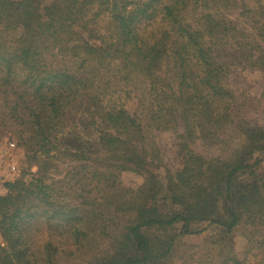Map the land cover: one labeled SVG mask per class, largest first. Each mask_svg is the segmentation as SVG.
Segmentation results:
<instances>
[{"label": "trees", "instance_id": "16d2710c", "mask_svg": "<svg viewBox=\"0 0 264 264\" xmlns=\"http://www.w3.org/2000/svg\"><path fill=\"white\" fill-rule=\"evenodd\" d=\"M243 72L264 75V0H0V143L24 159L0 264H264V88L239 90ZM78 122L97 137L71 152L57 137ZM207 231L196 257L183 239Z\"/></svg>", "mask_w": 264, "mask_h": 264}, {"label": "rangeland", "instance_id": "374dc122", "mask_svg": "<svg viewBox=\"0 0 264 264\" xmlns=\"http://www.w3.org/2000/svg\"><path fill=\"white\" fill-rule=\"evenodd\" d=\"M43 1L45 3H48L51 0ZM234 84L238 87L239 90H246L251 95V97H256L264 88V75L258 72H243L235 79ZM128 109L132 110L131 105ZM251 117L252 121H257V119H260L254 114ZM82 126L83 124H79L78 122L76 127L73 129V124H69L66 132L63 135H58L57 138L59 139L60 143L64 146V148L68 149L71 152L77 151L80 148V143L73 137V132L80 139L81 142L93 141L96 139L97 136L92 130H86ZM155 140L161 152L163 153L164 164L171 172H174L179 167V162L175 157L177 143L176 136L171 132L157 133L155 135ZM10 144L15 145V149L11 151L13 152L12 154H14L15 162L18 166H22L24 163L23 154L16 147V141L13 139L12 134L9 130H7L5 131V136L0 143V154H2V151H9ZM228 147H232V145L229 144ZM228 147L226 145L227 149ZM193 148L195 152L200 153L204 156H212L220 152L216 149L204 148L199 143L195 144ZM37 155L39 157L46 158L50 155V150L48 148L40 149L37 152ZM32 170L35 171L34 168ZM122 181L126 186L135 187L140 185L143 182V179L132 173H126L122 176ZM3 194L4 191L0 190V195ZM211 234V231H207L206 233L200 236L188 237L183 239V243H185L184 245H188L189 248L191 247L190 253H195L196 257H207L211 251V245L209 244V237L211 236ZM232 241L235 256L237 259H244L245 255L248 252L252 251L251 243L245 238H243L239 233H235L232 236ZM63 264H78V261L73 260V262L71 261L70 263L63 261Z\"/></svg>", "mask_w": 264, "mask_h": 264}, {"label": "built area", "instance_id": "2783aa9c", "mask_svg": "<svg viewBox=\"0 0 264 264\" xmlns=\"http://www.w3.org/2000/svg\"><path fill=\"white\" fill-rule=\"evenodd\" d=\"M15 149L14 144H10V150L2 151L0 154V190H3V185L11 180L18 171V165L15 162L14 154H12Z\"/></svg>", "mask_w": 264, "mask_h": 264}]
</instances>
